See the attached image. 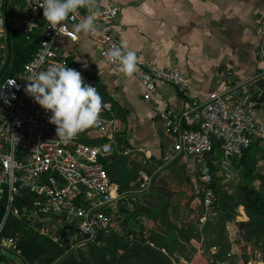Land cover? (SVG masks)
<instances>
[{
    "label": "built area",
    "instance_id": "obj_1",
    "mask_svg": "<svg viewBox=\"0 0 264 264\" xmlns=\"http://www.w3.org/2000/svg\"><path fill=\"white\" fill-rule=\"evenodd\" d=\"M42 3L43 0H10L8 8L14 14L12 20L8 16L7 23L5 0H0V70L7 56L8 27L10 31L37 33V49L32 57L14 76L0 81V92L4 94V98H0V197L6 196L0 219V250H10L14 243L12 238L2 235L7 219L22 216L34 226L41 217L71 226L76 231L69 240L71 248L100 244L102 238L113 232L124 231L122 205L133 209L135 200L130 197L143 194L152 183V177L142 173L138 187L123 192L100 161L113 151L120 132L112 102H102L100 118L95 125L64 142L57 137L56 126L49 122L51 113L23 90L28 83L27 76L49 66H67L81 71L85 82L97 89L96 77L70 61L57 47L61 36L78 41L75 28L87 15H96L98 26L96 35L86 33L87 36L99 46L101 60L120 73L118 62H109L106 55L112 48L123 46L113 29L118 7L108 4L107 0H86V6L70 13L58 29H52L43 17V9L39 6ZM259 25L261 42L256 55L264 73V13ZM133 74L142 84V98L148 103L153 101L158 87L173 85L183 93L191 87V80L180 70L138 56L137 70ZM12 82L20 87L9 85ZM257 105L251 94L236 87L212 92L205 100L194 102L180 112H175L167 103L162 105L160 114L173 150L167 160L181 155L194 158L201 183L208 189L207 206L212 203L213 195L207 186L213 181L209 156L214 143L220 141L222 163L230 164L232 158L243 156L253 140L264 138V125L255 116ZM83 133H97L104 141L97 146L88 145L81 140ZM135 150L130 146L122 147L125 155ZM26 192L34 197L31 210L21 202ZM52 226L55 228V223ZM215 250L213 247L211 252Z\"/></svg>",
    "mask_w": 264,
    "mask_h": 264
},
{
    "label": "crops",
    "instance_id": "obj_2",
    "mask_svg": "<svg viewBox=\"0 0 264 264\" xmlns=\"http://www.w3.org/2000/svg\"><path fill=\"white\" fill-rule=\"evenodd\" d=\"M107 3L119 9L113 29L123 45L127 44L125 50L134 51L144 60L180 70L191 80V87L185 92L190 102L181 99L173 85L158 87L153 101L145 102L142 84L135 75L126 76L104 63L99 46L84 32L78 33L77 42L61 36L57 47L62 54H71L81 68L86 63L83 70L92 73L103 86V94L116 108L114 114L120 129L125 130L127 146L136 149L128 156L135 160L152 157L156 164L168 166L174 159L167 160L173 150L160 114L163 103L180 112L194 102L205 100L208 94L222 91L232 80H247L263 73L256 53L264 0H107ZM120 133L116 136V146ZM179 158L186 164L187 173L195 169L192 156ZM162 171L161 175H166L170 168ZM154 180L156 184L152 177L151 186ZM142 195L130 197L135 200L134 206L141 202ZM183 199L185 202L186 198ZM182 205L188 206L173 202L170 214L174 215V209ZM121 209L122 214L132 210L124 205Z\"/></svg>",
    "mask_w": 264,
    "mask_h": 264
},
{
    "label": "rangeland",
    "instance_id": "obj_3",
    "mask_svg": "<svg viewBox=\"0 0 264 264\" xmlns=\"http://www.w3.org/2000/svg\"><path fill=\"white\" fill-rule=\"evenodd\" d=\"M226 85H228L227 87H236L242 92H247L252 96L256 95V98H260V100L258 99V102L260 101V110L257 111L255 116L264 125V73L255 75L253 78L247 80H232ZM113 149V153L122 152L120 151L122 148L120 149L119 146L115 145ZM175 162L165 166V164H160V162L156 164L155 160L149 157L142 159L139 166H134L132 161H129L131 163L130 166L137 170L136 174L138 178L142 173H146L156 179V184L154 183L153 189H161V195L163 197L159 200L152 195L151 199L156 206L153 208L146 203L147 199L145 200L143 197L141 204L147 206V210L130 214L128 225L122 223L125 226L124 230L134 233L143 232L147 237L150 236V231L165 235L167 240H162V246L160 242L157 248L162 250V247H164V253L172 264H210L207 254V245L210 241L219 246L224 245L225 248H222L231 255L224 257L223 260H220L222 262L218 264H264V247L261 242H258L255 235L246 233L247 226L245 224L249 221L245 207L242 205L238 206L234 211V221L225 222V217L229 211L223 208V213H221L215 209L216 205L213 206L211 203L207 206L205 204L208 189L201 183L197 168L195 167L191 173H187L185 168L186 164L183 161L179 160ZM167 168H170V172L166 173V175H161L162 170ZM122 173L125 174L123 171ZM214 173L215 180L218 183L217 191H220L221 195L223 192L233 194L231 195V201L238 200L239 192L243 185L256 184L259 186L262 179L254 178L258 175L264 176V138L261 139L256 147L252 148L245 162L239 164L222 163ZM136 174L131 173V177L129 176L133 178V183ZM153 189H149L151 191L149 193L152 194ZM212 194L213 200V190ZM183 198H186L185 202ZM165 201L169 202V204L174 202L176 205L183 202V204L188 206H178L177 210L173 208L176 211L174 215L170 214L166 217L161 206ZM219 202L222 205L221 200L217 202V205H219ZM193 204L194 207H191ZM192 214L194 216L193 218L190 217ZM122 217H126V213L122 214ZM54 223L56 225L55 228L52 226ZM228 225L231 226L230 229H228ZM28 226L32 231L42 235L39 240H43L44 236L48 237L56 243L57 247L64 249V251L56 256L57 249L51 251L45 249V246L48 245L47 242L41 241V244L39 243L38 245L32 243L30 237L34 233H29V229L27 233L23 232L24 230L18 229L14 232L11 229L8 230V233L12 234L14 243L10 250L5 248L0 250V254L2 253L4 257L3 260L0 259V264H26L28 263V253H34L36 248H40L43 251L41 257L45 256L44 258L40 257V262L36 264H63L66 261L67 249L63 247V243L60 240L62 231L61 224L50 218L41 217L38 225L35 224L34 226L29 222ZM42 227H44V230L41 229ZM183 227L184 231L181 232V228ZM230 234H232V238L229 237ZM135 237V235H131L128 238L122 236L124 241H120V243L127 244L128 251H124L121 248L119 252L120 254L124 253L123 256H117L116 260L112 257H107L106 262L102 257L104 253L98 252L95 248L90 249L84 247L85 249L82 251L84 263L130 264L135 260L129 259L130 261L124 263V256L136 250L135 244L137 240ZM155 243L150 242L154 246ZM132 249L133 251H131ZM148 249L146 248L145 250ZM96 254H99V258L96 257ZM151 258L154 260L156 257L153 256ZM158 264H162V262L159 261Z\"/></svg>",
    "mask_w": 264,
    "mask_h": 264
},
{
    "label": "trees",
    "instance_id": "obj_4",
    "mask_svg": "<svg viewBox=\"0 0 264 264\" xmlns=\"http://www.w3.org/2000/svg\"><path fill=\"white\" fill-rule=\"evenodd\" d=\"M14 14V11L10 8H8V16L10 19L12 18ZM12 20V19H11ZM12 35V49H13V55L12 60L9 66V70L6 72L5 76L2 79H5L6 77L14 76L17 72H19L22 68V66L32 57V55L35 53L37 49V33H29V32H23L18 30H11ZM260 42H261V36H260ZM260 44V43H259ZM65 56L70 60L74 61L73 56L69 53H65ZM262 71V70H261ZM103 86L101 83H98L97 91L101 94L103 102L109 101L108 96H105L103 94ZM178 91V95L181 99H183L185 102H190V99L186 97L185 93ZM254 99L260 100V98H256L257 96H253ZM116 108H114L115 110ZM260 110V101L257 105V111ZM120 135L118 137V146L121 149L122 147L127 146V141L125 139V130L120 129ZM81 140L91 146H97L98 144L102 143L104 140L101 136L97 134H89V133H83ZM261 139L253 140L251 145L245 150L244 154L240 158H232L231 163L232 164H239L245 162V159L247 155L251 152L252 148L256 147ZM114 151V149H113ZM113 151L105 158H101L100 161L104 165L105 169L107 170L110 178L116 182L120 188L121 191H132L135 190L138 187V176H137V170L130 166L131 163L134 164V166H139L140 161L135 160L133 158L130 159V156L121 153H113ZM122 151V149L120 150ZM113 153V154H112ZM129 157V158H128ZM180 158H175L172 162L176 163L175 161H179ZM172 164V163H171ZM222 165V152H221V143L220 141H215L213 150L209 156V166L211 169L213 181L207 186L214 192V198L212 200V205L215 206L216 210H219L221 213H223L222 209L225 208V210L229 211L228 214L225 217V222H233L235 215L234 211L237 209L238 206H244L245 211L248 216V223L245 224L246 227V233L250 235H255L258 242H261L262 246L264 247V176H256L254 179H262L260 181V185L256 184H245L241 187L239 192V198L237 201H231V195L227 192H223V194H220V191H217L218 189V183L215 180V170L218 169ZM133 170V171H132ZM122 171L125 173L123 174ZM135 173L134 176V183L132 182L133 178H130V174ZM130 176V177H129ZM153 181V185H154ZM153 185L151 188L153 189ZM150 188V190H152ZM149 190V191H150ZM151 192V191H150ZM153 193H143V197L145 200L147 199L146 203L148 205H151L152 208L156 207L154 205V202L152 201L151 197L152 195L154 198H157L159 200L162 199V190L159 188H154ZM221 197V198H220ZM6 196L0 197V205L3 207L5 206V200ZM34 200V197L29 195L27 192L24 194V196L21 198V202L27 206L28 209H32V202ZM222 202V205H217V202ZM142 202V200H141ZM139 201L135 204L134 210H126V218L122 221L124 225H128L129 221V215L132 213H136L138 211H146L147 206L142 205ZM146 204V205H147ZM171 204L169 202H164L161 204L163 212L166 214V217L170 215V209ZM222 206V207H221ZM217 207V208H216ZM1 219V218H0ZM29 222L31 221L26 217L22 216L20 218L16 217H10L7 219L6 224L4 226V230L2 235L5 237L14 238L12 237V234L8 233V230H14V232L18 229L24 230L23 232L27 233V230L29 229L31 234L34 233L33 236L30 237L31 242L34 244H41L42 242H47L48 245L45 246V249L56 250V256L61 254L64 249L59 248L56 246V243L49 239L48 237L44 236L43 240H39L42 236L38 232H34L29 228ZM65 225H61V242L63 243V247L67 249V255L65 257V262L63 264H85L84 263V255L82 251L88 247L90 249L95 248L98 250V252L104 253L102 254L104 261L106 262V258L112 257L116 260L117 256H123V254H120L119 249H124V251H128V245L127 244H121L120 241H124L123 237H131V235H135L137 243L135 244L136 250L134 252H131V254H127L124 256V263H127L128 261L134 259L135 261H132L130 264H158L159 261L162 262V264H172L167 256L164 253V247H162V250L158 247V244L161 242L162 246V240H167L166 236L163 234H157L154 231L149 232V237L145 236L143 232H131L124 230L122 234H117L113 232L108 237L102 238L100 244L97 243H88L85 248H71V245L69 243L70 237L75 234V229L71 228L69 230H65V236H62V233L64 232ZM186 229V228H185ZM184 231V227L181 228V232ZM150 242H156L155 246L151 245ZM230 242V241H229ZM165 243V242H164ZM151 247V248H150ZM213 247H216V250L214 252H211L210 249ZM224 245H217L216 243H208V260L210 264H218L221 263L224 257L231 256L228 251H226L224 248ZM146 248H149L148 250H145ZM133 251V249L131 250ZM35 253V254H34ZM34 253H28V263L29 264H36L39 263L41 258H44L45 256L41 257V254H43V251L40 248H36L34 250ZM37 253V255H36ZM99 254H96V257H98ZM155 256L156 258L153 260L151 257ZM41 257V258H40ZM55 257V256H54ZM149 257V258H148ZM0 258L3 260L4 257L0 256ZM38 259V260H36ZM130 259V260H129ZM122 262V261H121ZM123 263V262H122Z\"/></svg>",
    "mask_w": 264,
    "mask_h": 264
},
{
    "label": "clouds",
    "instance_id": "obj_5",
    "mask_svg": "<svg viewBox=\"0 0 264 264\" xmlns=\"http://www.w3.org/2000/svg\"><path fill=\"white\" fill-rule=\"evenodd\" d=\"M39 6L49 27L58 29L70 13L86 6V0H43ZM95 20L96 15H87L77 24L76 32L96 35L98 26ZM125 49L127 44L112 48L106 54L107 60L118 62L120 71L131 77L137 70V55ZM82 67L86 68L87 64ZM25 81L28 83L24 85V92L51 113L48 119L56 126V135L60 140L69 142L79 132L99 121L102 97L95 86L85 82L81 71L67 66H49L42 72H32ZM9 85H15V82ZM0 98H4L3 92H0Z\"/></svg>",
    "mask_w": 264,
    "mask_h": 264
},
{
    "label": "water",
    "instance_id": "obj_6",
    "mask_svg": "<svg viewBox=\"0 0 264 264\" xmlns=\"http://www.w3.org/2000/svg\"><path fill=\"white\" fill-rule=\"evenodd\" d=\"M9 1L10 0H5V18H6V21L8 23V5H9ZM12 35H11V31L8 27V37H7V56H6V60L0 70V81L1 79L5 76L6 72L8 71L9 69V66H10V63H11V60H12V55H13V49H12ZM3 210H4V207L2 205H0V218L2 217L3 215ZM71 229V226H65L64 228V232L62 233V236H65V230H69Z\"/></svg>",
    "mask_w": 264,
    "mask_h": 264
}]
</instances>
